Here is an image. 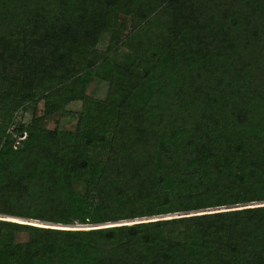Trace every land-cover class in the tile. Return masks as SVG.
<instances>
[{"label":"trees","instance_id":"1","mask_svg":"<svg viewBox=\"0 0 264 264\" xmlns=\"http://www.w3.org/2000/svg\"><path fill=\"white\" fill-rule=\"evenodd\" d=\"M0 264H264V0H0Z\"/></svg>","mask_w":264,"mask_h":264},{"label":"rangeland","instance_id":"2","mask_svg":"<svg viewBox=\"0 0 264 264\" xmlns=\"http://www.w3.org/2000/svg\"><path fill=\"white\" fill-rule=\"evenodd\" d=\"M121 16L119 17V21H121ZM109 41V35L103 33L100 37L98 42L96 43V48L99 51H103ZM127 52V49L125 48H120L116 54L110 55L111 59H116L118 60L120 58V55L124 54ZM100 77V70L97 69L96 72ZM106 92V86L104 81L98 80V78L94 79L92 83L89 84V86L85 89V93L87 96L94 98V99H103L105 96ZM41 103L37 104L36 107V115L41 113ZM84 106L82 104L81 100H74V101H69L65 106V113H63L60 116H54L46 121V125L48 127H54L56 126L58 129L61 130H73L76 126V122L79 116V113H83L84 111ZM31 112L32 109L30 107L26 108L22 112H18V116L16 117L18 121L21 122H26L30 119L31 117ZM180 213V212H178ZM12 218V217H10ZM13 219V218H12ZM21 235H17V239H20Z\"/></svg>","mask_w":264,"mask_h":264},{"label":"water","instance_id":"3","mask_svg":"<svg viewBox=\"0 0 264 264\" xmlns=\"http://www.w3.org/2000/svg\"><path fill=\"white\" fill-rule=\"evenodd\" d=\"M59 226H63V227H71L72 229H81V228H85V227H89L91 225H78V224H75V225H60V224H57Z\"/></svg>","mask_w":264,"mask_h":264},{"label":"built area","instance_id":"4","mask_svg":"<svg viewBox=\"0 0 264 264\" xmlns=\"http://www.w3.org/2000/svg\"><path fill=\"white\" fill-rule=\"evenodd\" d=\"M24 136V134H22L21 136H19L18 138L21 139Z\"/></svg>","mask_w":264,"mask_h":264}]
</instances>
